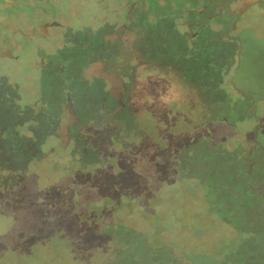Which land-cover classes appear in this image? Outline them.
<instances>
[{
  "label": "rangeland",
  "instance_id": "374dc122",
  "mask_svg": "<svg viewBox=\"0 0 264 264\" xmlns=\"http://www.w3.org/2000/svg\"><path fill=\"white\" fill-rule=\"evenodd\" d=\"M3 12L10 8L0 9L8 26ZM251 13L246 21L264 32V12ZM25 54L18 63L0 59V264H264V242L248 236L249 226L241 235L224 210L243 197L224 187L226 163L208 167L204 140L215 129L197 126L192 90L174 79L165 91L147 79L155 70L135 75L130 65L126 110L111 116L116 100L101 80L107 115L92 120L100 110L81 87L84 122L62 148L56 130L69 118L62 88L52 90ZM33 95L46 99L47 116L26 112ZM15 106L26 110L18 120L8 117ZM260 108L264 137V102ZM246 118L231 130L219 123L216 141L235 149L253 138L259 122ZM243 212L242 222L264 224L255 210Z\"/></svg>",
  "mask_w": 264,
  "mask_h": 264
},
{
  "label": "flooded vegetation",
  "instance_id": "af4514ba",
  "mask_svg": "<svg viewBox=\"0 0 264 264\" xmlns=\"http://www.w3.org/2000/svg\"><path fill=\"white\" fill-rule=\"evenodd\" d=\"M5 2L0 0V9L10 8V12H3L9 14L10 24L1 26L0 22L1 31L9 30V35L0 37L3 43L0 59L18 63L27 53L34 72L44 74L52 90L62 88L69 116L68 123L56 130L62 148L71 142L70 131L84 122L80 113L83 104L78 99L81 87L84 95L98 104L100 111L92 120L99 114L107 115L104 102L99 103L104 92L99 81L106 80L86 72L98 61L125 82V108L111 114L112 117L126 110L128 66L133 65L135 75L147 67L146 72L155 70L151 75L148 73L147 79L162 82L165 91L172 88L169 81L174 79L192 90L198 105L194 113L197 126L218 131V124L222 123L231 130L245 117L256 125L258 121L254 137L235 149H229V142L227 147L223 146L225 140L216 141L215 131L209 133L204 143L210 151L208 158L213 159L208 167L216 171L221 163H226L231 170L228 185L224 187L230 185L243 197L239 204L229 203L231 212L224 208L230 216L228 219L235 221L241 235L249 226L248 236H257L264 242V224L258 222L261 228H255L253 222L246 224L239 218V211L249 215L255 210L264 222V137L260 132L264 32L246 21L254 9L264 12V0H9L6 5ZM86 50L100 52L91 56L83 53ZM185 60H189L187 68ZM216 65L220 67L219 75L212 73ZM27 100V111L15 106L8 117L18 120L23 111L29 115L48 113L42 95ZM73 114L77 120L69 124ZM56 152L55 147L48 151Z\"/></svg>",
  "mask_w": 264,
  "mask_h": 264
},
{
  "label": "water",
  "instance_id": "95a60500",
  "mask_svg": "<svg viewBox=\"0 0 264 264\" xmlns=\"http://www.w3.org/2000/svg\"><path fill=\"white\" fill-rule=\"evenodd\" d=\"M86 72L91 76H99L105 78V80L110 84V93L112 97L116 100V108L114 113L124 109L125 103L123 101V94L126 90V86L124 80L121 77L105 69V66L101 61L93 62L87 68ZM76 120L77 115L73 114L71 119L69 120V124L74 123ZM66 133H68V131ZM67 139L68 137H66L65 141Z\"/></svg>",
  "mask_w": 264,
  "mask_h": 264
}]
</instances>
